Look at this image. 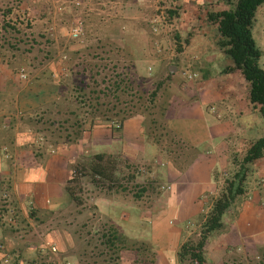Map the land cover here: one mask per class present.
Here are the masks:
<instances>
[{
  "label": "crops",
  "instance_id": "0c3cea01",
  "mask_svg": "<svg viewBox=\"0 0 264 264\" xmlns=\"http://www.w3.org/2000/svg\"><path fill=\"white\" fill-rule=\"evenodd\" d=\"M129 10L132 9L127 7L122 13L126 15ZM183 53V46L178 52H169L175 63L170 72L177 71ZM11 74L8 64L0 59V264H78L74 236L62 224L56 226V213L72 207L65 190L72 165L95 153L150 166L147 175L152 179L142 183L140 196L126 195L115 187L91 196L90 202L105 218L109 216L102 207H109L111 202H134L142 208L141 219L151 217V239L143 241L154 245L155 264H180L178 250L191 236L192 225H199V217L210 209L225 178L239 168L248 145L264 133V124L262 129L258 126L255 130L249 124L245 126L243 117L251 118L256 110L247 101L246 109H238L234 124L229 126L236 136L232 157L222 147L228 141L227 125L208 124L202 108L190 104L192 99L189 102L180 96L176 97L179 102L174 103L168 124L181 141L194 147L189 163L177 162L187 158V150L170 154L159 151L144 133L146 121L142 116L127 118L118 127L97 120L90 125L88 121L77 139L55 137V129L45 134L40 124L50 116L47 108L54 107L56 113V103L60 104L64 93L55 81H37L36 85L19 88L17 77L25 78L18 74L14 82ZM197 85L198 93L194 96H198L200 103L220 98V90L211 88L212 84L203 80ZM186 87L182 84L186 93H191L190 87ZM51 118L56 119V114L52 112ZM206 142L211 146L202 151L200 146ZM245 166L248 171L244 192L222 217V228L206 241L204 251L211 264L235 263L238 258L249 264L264 257V156ZM158 183L164 190L154 195L151 187ZM167 214L172 222H164L162 216Z\"/></svg>",
  "mask_w": 264,
  "mask_h": 264
},
{
  "label": "rangeland",
  "instance_id": "374dc122",
  "mask_svg": "<svg viewBox=\"0 0 264 264\" xmlns=\"http://www.w3.org/2000/svg\"><path fill=\"white\" fill-rule=\"evenodd\" d=\"M234 2L235 0H0V27L2 19H10L19 29L16 37L9 38L16 48H10L8 44L3 48L0 47V59L8 64L14 82L20 70L26 74L24 80L17 77L16 85L19 88L36 85L37 81L39 83L55 81L56 87L61 85L64 94L60 104L56 103V113L54 107L47 108L50 116L43 119L40 124L43 128L41 132L45 134H50L55 129V137H64L67 131L71 133L75 129L72 127L74 118L70 117L67 123L64 122V129L56 130L59 123L56 121L68 117L60 114L64 105L72 109L76 106L78 111H85L83 106L77 105V101L72 96L74 81L67 70L70 54L75 48L94 43L98 38L107 35L114 37L128 48L139 75L149 77L151 83L156 81L162 83L158 89L157 104L167 109V117L174 113L172 109L175 107L174 103L179 102L176 97L182 96L189 102L192 99L190 104L202 108L208 124H225L229 128L234 124L237 110L246 109L249 101L246 97L248 84L233 67L229 56L218 46L217 25L209 21L207 15L221 9H232L235 6ZM127 7L132 10L124 15L122 10ZM8 9L11 12L7 13ZM77 26L80 27V32L78 37L73 38L72 29ZM252 35L262 51L259 64L264 69V3L256 9ZM7 37L8 34L3 33V39ZM182 46L184 53L179 56L177 71L170 72V67L175 63L168 54L170 51L182 50ZM189 74L193 75L192 79H188ZM203 80L207 85L212 84L211 88L215 86L220 90V98L207 104L200 103L198 96L194 95L198 93L197 83ZM190 83L194 85L190 86ZM182 84L185 87L188 85L192 94L186 93ZM149 87L152 88L154 85ZM52 112L56 114V119L51 118ZM253 114L251 118L243 117L246 121L245 126L249 124L254 130L258 126L262 129L264 120L261 114L257 110ZM53 121L56 122L54 126ZM86 122H88L87 115L82 119L83 125ZM235 140L233 128L230 127L228 141L224 142L222 147L232 157L235 154L231 152L233 146L235 147ZM210 146V143L206 142L201 144L200 148L204 151ZM117 163L123 170L120 185L126 187V195L141 191L142 183L152 179L147 175L150 166L144 162H130L121 158ZM107 185V182L94 183L88 176H83L77 186L81 187L80 194L88 206L91 204L90 197L106 192ZM151 188H153L151 193L153 192L154 195L164 190L160 189V183L153 184ZM1 194L0 191V198H2ZM142 194L147 193L141 192ZM102 208L127 237L136 240L151 239L153 230L151 217L148 215L141 219L142 208L134 202L129 200L111 202L109 207ZM76 211L77 208L73 203L72 207L66 208L57 216H60V219L65 217L70 221L69 226L65 225L64 221H60L62 227L69 228V232L78 228L81 230L80 234L85 235L88 230V227L82 226L86 221L85 215ZM202 213H206L205 210ZM162 217L165 223L172 220L168 214ZM161 221L159 223L163 225ZM168 226L172 228L174 224ZM192 228L194 230L191 235L198 232V223H194ZM79 245L80 243L75 240L74 249ZM247 263L239 258L235 263L225 262V264ZM249 264L262 263L254 259Z\"/></svg>",
  "mask_w": 264,
  "mask_h": 264
},
{
  "label": "trees",
  "instance_id": "16d2710c",
  "mask_svg": "<svg viewBox=\"0 0 264 264\" xmlns=\"http://www.w3.org/2000/svg\"><path fill=\"white\" fill-rule=\"evenodd\" d=\"M234 3V8L210 12L207 18L216 23L219 32L218 46L225 51L233 67L247 82L246 97L264 120V69L259 64L262 51L252 35L256 9L264 0H235ZM8 12L11 10L8 9ZM0 29V47L8 44L10 48L15 49V44L11 43L9 38L16 37L19 29L10 19H2ZM3 33H7L8 37L3 39ZM67 70L74 81L72 96L77 105L83 106L85 111H78L76 106L72 109L64 105L60 114L68 117L56 121L59 122L56 130L64 129V122L67 123L70 117L74 118L72 127L75 129L71 131L72 135L68 133L70 131L65 135L71 140L80 136L82 119L86 115L90 125L96 120L112 125L120 124L127 118L142 116L146 121L144 133L159 151H168L170 154L187 150V158L181 162L192 161L194 147L178 138L179 134L168 124L172 115L167 117V109L157 104L158 89L162 83H151L149 77L139 75L128 48L117 39L107 35L98 38L94 43L75 48L70 54ZM150 85L154 87L150 88ZM60 86L57 88L62 92ZM262 156L264 133L248 145L239 168L225 178L223 187L210 209L199 217L198 232L180 245V264H211L204 251L206 241L213 232L222 228V217L235 198L244 192L248 171L245 164ZM120 160L106 153H95L72 165L71 177L65 184V190L77 208L76 212L85 215L86 221L82 226L88 227L87 235L80 234L81 230L78 228L70 232L80 243L74 249L78 264H123L125 261L130 264H155L154 245L127 237L118 225L109 218L102 217L94 204L86 205L80 194L81 187L77 186L81 177L88 176L94 183L107 182V191L118 186L119 190L126 192V187L120 185L123 179V170L117 163ZM135 194L138 192L133 193ZM57 215L58 213L56 226L60 221H64L67 226L71 224L65 217L60 219ZM66 229L69 230L67 227ZM259 262L264 264V257Z\"/></svg>",
  "mask_w": 264,
  "mask_h": 264
},
{
  "label": "built area",
  "instance_id": "2783aa9c",
  "mask_svg": "<svg viewBox=\"0 0 264 264\" xmlns=\"http://www.w3.org/2000/svg\"><path fill=\"white\" fill-rule=\"evenodd\" d=\"M79 32H80V27H74L73 29H72V33H71V35H72V37L73 38H76V37H78V35H79ZM20 76L21 77H23V78H26V74L23 72V70H20ZM183 74H186V73H184L183 72ZM187 77H188V79H192L193 78V75H187ZM116 126L118 127V124H116ZM160 189H164V186H161L160 187ZM5 196V195H4ZM10 219V218H9Z\"/></svg>",
  "mask_w": 264,
  "mask_h": 264
}]
</instances>
